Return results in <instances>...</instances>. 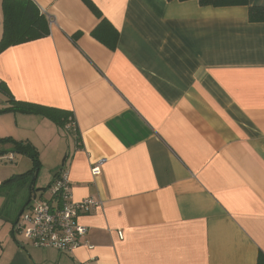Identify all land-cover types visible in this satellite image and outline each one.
<instances>
[{
    "label": "crops",
    "instance_id": "0c3cea01",
    "mask_svg": "<svg viewBox=\"0 0 264 264\" xmlns=\"http://www.w3.org/2000/svg\"><path fill=\"white\" fill-rule=\"evenodd\" d=\"M33 1L50 35L3 51L0 83L18 102L71 112L75 125L69 132L42 116L0 113V139L11 140L0 142V264H257L264 22H250L249 10L264 0L221 8L92 0L101 18L82 0ZM3 20L0 0V41ZM103 20L119 32L113 51L91 35ZM13 141L58 149L49 184H27L26 206L62 168L73 201L100 202L78 219L93 249L36 248L14 230L26 206L17 204V183L6 182L33 164L23 169L30 158L12 153ZM10 156L17 167L4 164Z\"/></svg>",
    "mask_w": 264,
    "mask_h": 264
},
{
    "label": "trees",
    "instance_id": "16d2710c",
    "mask_svg": "<svg viewBox=\"0 0 264 264\" xmlns=\"http://www.w3.org/2000/svg\"><path fill=\"white\" fill-rule=\"evenodd\" d=\"M82 1L98 18L102 17L100 10L92 0ZM178 1L185 2L189 0ZM198 2L203 7L210 6L214 8L247 6L249 4V0H198ZM2 4L4 31L0 41V54L10 47L42 39L50 35L51 21L33 0H2ZM249 20L254 23L264 22V8L250 7ZM79 35L76 34L72 38L76 40ZM91 35L108 49L112 51L116 49L119 32L108 21H101ZM0 91L8 98V108L0 111V113L18 111L28 115L48 118L63 129H67L68 127L74 128L75 118L71 112L38 104L18 102L3 83H0ZM5 141L11 140L0 139V142ZM13 151L12 153H18L30 158L33 166L31 170L24 174L12 176L6 183H17L19 185L25 183L26 185L28 184L26 181L29 180V187L32 189L40 169L38 151L31 144L18 141H13ZM257 264H264V254L262 252L259 253Z\"/></svg>",
    "mask_w": 264,
    "mask_h": 264
},
{
    "label": "built area",
    "instance_id": "2783aa9c",
    "mask_svg": "<svg viewBox=\"0 0 264 264\" xmlns=\"http://www.w3.org/2000/svg\"><path fill=\"white\" fill-rule=\"evenodd\" d=\"M9 162L13 157L8 158ZM105 160L99 161L92 167V175L100 176ZM70 178L65 168L60 169L50 186L40 196L33 199L24 208L14 230L36 248L56 250L61 253L72 254L80 247L93 249L85 240L88 228L80 225L78 219L82 214L88 213L100 205L94 198H87L80 202L72 200L70 194ZM123 238V233L119 232Z\"/></svg>",
    "mask_w": 264,
    "mask_h": 264
},
{
    "label": "rangeland",
    "instance_id": "374dc122",
    "mask_svg": "<svg viewBox=\"0 0 264 264\" xmlns=\"http://www.w3.org/2000/svg\"><path fill=\"white\" fill-rule=\"evenodd\" d=\"M0 98H4L1 93H0ZM67 131L74 132V129L70 128ZM69 134H71V133H69ZM63 147L62 148L64 150L68 149V146H67L66 143L64 144ZM6 155L7 154H5L4 156H6ZM58 155H59L58 154V149L56 147L51 148L50 146H48V149H43L42 148L40 150V152H38V157H39V160H40V169L38 171L37 178H36V183H37L38 187L43 186L45 188L49 184V182L51 181L50 167L54 163V161L57 159L56 156H58ZM18 158H21V157H18ZM23 160H24V161H22L23 162L22 163L23 169H28L27 167H30L29 164H31L32 161H30L29 159H26V158H24ZM24 162L28 163V165L26 166V164ZM4 164L9 166V167H13V168L18 166L17 163H12V162H9V164L8 163H4ZM26 182L29 183V180L26 181ZM24 185H25V183H22L20 185L17 184V185H13V188H12V190H18L17 191V197H18L17 204H19V205H21V204L24 205L26 203V201H27V198H28V191H26V190H28V185L29 184L28 185L26 184L25 186ZM34 188H37V187L34 186ZM22 190H25V191H22ZM46 193L47 192H44V194H46ZM34 196H39V195H38V193L36 195L33 194V197H32L33 202H31V204H35V203L40 201V198H39L38 201L35 202L34 201ZM16 206H17V209L20 207V206H18L16 204H11L10 207L15 209ZM25 206H26V204L23 207H25ZM15 211H16V209H15Z\"/></svg>",
    "mask_w": 264,
    "mask_h": 264
}]
</instances>
